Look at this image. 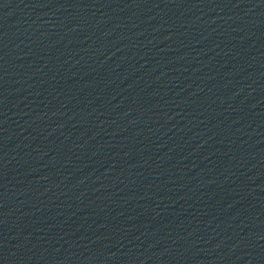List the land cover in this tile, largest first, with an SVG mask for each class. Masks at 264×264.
<instances>
[{"label": "water", "instance_id": "obj_1", "mask_svg": "<svg viewBox=\"0 0 264 264\" xmlns=\"http://www.w3.org/2000/svg\"><path fill=\"white\" fill-rule=\"evenodd\" d=\"M0 264H264V0H0Z\"/></svg>", "mask_w": 264, "mask_h": 264}]
</instances>
